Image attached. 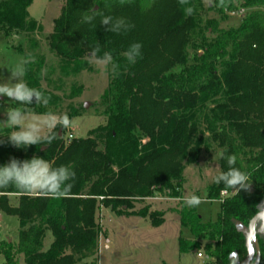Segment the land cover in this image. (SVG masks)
Masks as SVG:
<instances>
[{"label":"trees","instance_id":"trees-1","mask_svg":"<svg viewBox=\"0 0 264 264\" xmlns=\"http://www.w3.org/2000/svg\"><path fill=\"white\" fill-rule=\"evenodd\" d=\"M32 2L0 1V30L6 35L35 30L37 21L28 11ZM215 6L222 19L240 7L256 9L229 29L220 30L215 20L209 21L206 29L217 36L207 39L203 35L198 46L203 54L197 52L194 63L186 65L182 53L190 30L202 21L200 0L184 4L180 0H129L124 4L120 0L66 1L50 36L51 50L62 59L75 67H90L82 59V49L67 47L71 43L91 50L99 45L115 56L139 42L142 55L104 92L107 121L94 131L95 137L67 143L54 131L56 139L50 144L27 148H17L9 139L0 140V166L11 158L23 161L35 156L53 167L66 165L76 174L75 180L69 181L73 187L66 198L26 194L13 186L0 189L2 197L20 195L17 207L0 206L16 214L22 227L16 243L0 244L5 260L1 264H20V257L25 264H77L97 255L103 232L97 221L98 209L103 206L115 212L120 207L130 208L135 191L143 188L175 193L179 184L175 186L173 180L181 182L184 168L181 158L195 163L202 146L210 141L217 142L225 156L236 155L235 167L249 174L251 184L247 190L228 188L224 197L223 183L209 187L208 199L221 202L215 221H204L195 207H183L179 212L180 249L186 252L204 244L208 264H235L230 259L235 251L241 260L246 258L245 237L236 230L235 220L248 225L264 197V124L251 119L264 105V0H225V6L215 0ZM189 7L193 9L190 15L186 14ZM90 8L98 12L92 13ZM86 14L94 15L92 23L84 21ZM105 15L124 18L134 27L127 33L109 32L110 26L100 24ZM43 64L44 58L29 63L25 80L45 94ZM208 100L217 101V107L204 116L208 135L198 136L195 113L202 111ZM37 112L43 113L42 106ZM97 139L104 149L97 148ZM221 169H228L225 159H221ZM140 215L148 216L144 210ZM149 217L156 226L164 221H155V213ZM184 229L192 233V239L183 236ZM48 231L53 241L45 249ZM259 243L264 264L261 236Z\"/></svg>","mask_w":264,"mask_h":264},{"label":"rangeland","instance_id":"rangeland-1","mask_svg":"<svg viewBox=\"0 0 264 264\" xmlns=\"http://www.w3.org/2000/svg\"><path fill=\"white\" fill-rule=\"evenodd\" d=\"M66 1L33 0L28 8L30 16L38 24L33 31L15 30L10 35H6L4 30H0V83L6 82L11 76L8 68L14 67L21 60L30 58L38 62L44 58L41 85L45 95L50 97L49 104L36 105L34 100L32 105L26 107L34 114L67 113L73 121L72 126L70 128L57 126L53 131L61 132V136L69 143L75 138L95 137L94 131L106 123L107 104L103 101V94L114 78L126 74L129 62L124 55L125 51H118L113 56V60L119 67L117 74H113L111 65L105 72L94 62H90L92 50L89 46L78 43L67 46L72 51L77 47L82 49V59L88 62L89 68L75 67L73 62L62 59L52 51L50 36L54 33L55 21L61 16ZM200 1L204 7L201 13L202 21L198 22V27L190 30L189 41L182 53L186 65L194 63L197 52L203 54V50L198 48L202 43L203 35L207 39L217 36V32L206 29L209 21L215 20L220 30L229 29L238 26L244 14L256 9L240 7L237 12L229 13L228 17L222 19L215 6V0ZM103 52L105 50H101V53ZM204 104L202 111H196L195 121H198L196 135L202 136L206 132V137L208 133L204 116L211 115V109H216L217 101L208 100ZM9 106L15 107L7 97H0V122L6 120L5 111ZM40 106L43 108V113L37 112ZM251 119L264 124V105ZM0 130L1 132L5 130L0 132V140L5 141L12 129L0 124ZM97 141V148L104 149V143L98 139ZM220 152H223V149L218 143L210 141L207 146H202V152L195 163H189L186 157H182L184 168L181 182L173 180L175 186L179 184L175 193H169L167 189L157 191L153 188H143L135 191L130 199V208L124 206L114 212L111 208L100 207L97 221L103 232L100 235L97 255L82 258L77 264H208L210 259L205 257L204 244L198 249L181 251L179 237L182 228L179 212L183 207H188L183 198L195 194L201 197L202 202L195 209L202 219L204 221L217 219L221 211V202L208 199L207 193L209 187L214 184L212 177L222 171L221 158L215 156ZM1 195L0 203L5 206L19 205V194H8L3 197ZM142 210L146 211L148 216L140 215ZM151 213H155V221L164 218L163 223L154 225V220L149 217ZM21 228L17 215L0 206V244L5 241L16 243ZM191 234L187 229L183 230L185 238L192 239ZM52 241V234L48 231L45 249L51 246ZM199 252L203 253V257L198 256ZM4 261L0 251V264ZM20 264H25L23 257H20Z\"/></svg>","mask_w":264,"mask_h":264},{"label":"clouds","instance_id":"clouds-1","mask_svg":"<svg viewBox=\"0 0 264 264\" xmlns=\"http://www.w3.org/2000/svg\"><path fill=\"white\" fill-rule=\"evenodd\" d=\"M129 2V0H120L121 4ZM182 4L187 3V0H180ZM219 6H225V0H219ZM96 13L98 11H92ZM187 14H192L191 7L186 9ZM84 21L92 23L94 15H85ZM101 25L110 26L107 30L112 33H127L134 25L128 23L124 18L114 19L110 15L102 16ZM142 44L139 42L132 43L128 50L124 53L127 61L134 64L137 58L141 57ZM101 52L100 46L97 45L90 55V62H94L103 71H107L111 65L113 74H117L118 65L113 60V55L110 51ZM34 62L32 59H23L14 67L8 68L11 76L6 82L0 83V97H7L12 105L6 111V120L0 122L5 127L12 129L7 135L10 143L17 148H27L28 146L41 143L50 144L56 139L54 129L57 126L62 128H70L73 121L67 113L56 114L46 112L43 114L30 113L26 106L32 105L34 100L36 105L47 106L50 97L46 96L37 88L29 87L24 80L26 74L25 65ZM7 68V67H6ZM16 82L13 83L12 81ZM17 102H19L17 104ZM221 159H225L228 165L227 171L217 172L212 177L214 183L225 185V190L228 188L236 190H247L250 187L249 174L235 167L236 155L225 156L224 152L217 153ZM215 158V157H214ZM75 172L66 165H53L40 157H33L26 160H18L11 158L9 163L0 166V189L13 186L16 189L26 194H38L43 197L53 199L66 198L70 195L73 183L69 181L75 180ZM184 203L190 208L198 207L201 204V197L192 194L185 196Z\"/></svg>","mask_w":264,"mask_h":264},{"label":"water","instance_id":"water-1","mask_svg":"<svg viewBox=\"0 0 264 264\" xmlns=\"http://www.w3.org/2000/svg\"><path fill=\"white\" fill-rule=\"evenodd\" d=\"M61 135V132H59ZM236 230L245 237L247 256L241 260L238 252H233L230 259L235 264H261V248L259 236L264 238V197L259 206V211L250 219L248 225L235 220Z\"/></svg>","mask_w":264,"mask_h":264},{"label":"built area","instance_id":"built-area-1","mask_svg":"<svg viewBox=\"0 0 264 264\" xmlns=\"http://www.w3.org/2000/svg\"><path fill=\"white\" fill-rule=\"evenodd\" d=\"M227 194H228L227 191H223V192H222V196H223V197L226 196ZM198 256H199V257H203V253H202V252H199V253H198Z\"/></svg>","mask_w":264,"mask_h":264}]
</instances>
